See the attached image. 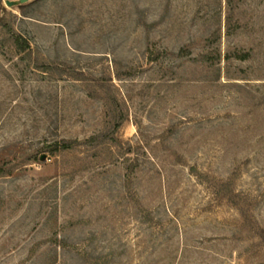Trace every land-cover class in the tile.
<instances>
[{
    "label": "rangeland",
    "instance_id": "rangeland-1",
    "mask_svg": "<svg viewBox=\"0 0 264 264\" xmlns=\"http://www.w3.org/2000/svg\"><path fill=\"white\" fill-rule=\"evenodd\" d=\"M5 1L0 264H264V0Z\"/></svg>",
    "mask_w": 264,
    "mask_h": 264
},
{
    "label": "trees",
    "instance_id": "trees-1",
    "mask_svg": "<svg viewBox=\"0 0 264 264\" xmlns=\"http://www.w3.org/2000/svg\"><path fill=\"white\" fill-rule=\"evenodd\" d=\"M229 19V18H228ZM0 28L4 30V33L7 34L8 38L4 39V42H8V45L10 48L14 49L17 53H25L31 51V45L30 42L26 37H24L22 34L16 32L11 27H7V25L0 23ZM228 29V27H227ZM227 34H230L229 31H227ZM247 54L239 55L238 58H245ZM74 140H66L65 138H60L58 140H55L52 144L49 145V148L51 149V152L58 151V150H65L69 149L74 145ZM2 168H0V172H2Z\"/></svg>",
    "mask_w": 264,
    "mask_h": 264
},
{
    "label": "water",
    "instance_id": "water-1",
    "mask_svg": "<svg viewBox=\"0 0 264 264\" xmlns=\"http://www.w3.org/2000/svg\"><path fill=\"white\" fill-rule=\"evenodd\" d=\"M27 0H18L17 2L16 1H11V0H6V4L9 5V6H12V5H15L16 3H23V2H26Z\"/></svg>",
    "mask_w": 264,
    "mask_h": 264
}]
</instances>
